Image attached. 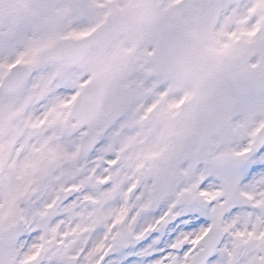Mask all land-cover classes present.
<instances>
[{
    "label": "snow or ice",
    "instance_id": "obj_1",
    "mask_svg": "<svg viewBox=\"0 0 264 264\" xmlns=\"http://www.w3.org/2000/svg\"><path fill=\"white\" fill-rule=\"evenodd\" d=\"M0 264H264V0H0Z\"/></svg>",
    "mask_w": 264,
    "mask_h": 264
}]
</instances>
